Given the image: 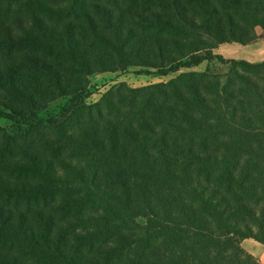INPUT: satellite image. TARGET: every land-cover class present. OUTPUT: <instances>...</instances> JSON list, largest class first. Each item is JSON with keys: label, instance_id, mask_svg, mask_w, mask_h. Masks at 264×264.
<instances>
[{"label": "trees", "instance_id": "1", "mask_svg": "<svg viewBox=\"0 0 264 264\" xmlns=\"http://www.w3.org/2000/svg\"><path fill=\"white\" fill-rule=\"evenodd\" d=\"M258 28L264 0H0V264H260L264 61L214 53ZM134 68L176 75L86 103Z\"/></svg>", "mask_w": 264, "mask_h": 264}, {"label": "rangeland", "instance_id": "2", "mask_svg": "<svg viewBox=\"0 0 264 264\" xmlns=\"http://www.w3.org/2000/svg\"><path fill=\"white\" fill-rule=\"evenodd\" d=\"M259 29V28H258ZM260 30V29H259ZM207 67L210 69V71L214 74H223L227 72V66L221 65L220 63H212V64H206ZM205 64H202L195 70L197 71H204L206 68ZM176 74L169 75V76H158L155 73H146L143 70L139 69H129L124 73H117L114 75L106 74V75H97L92 76L90 81V93L91 97L87 100V104H92L100 99V97L109 90L112 86L118 84V83H126L130 87H140L145 86L152 83L157 82H164L168 81L169 79L173 78ZM68 99H62L59 101H56L52 104H50L45 110L39 112L37 114V120L45 122L48 119H59L61 117V113L63 108L68 105ZM15 124L7 121L5 119L0 118V126L7 129L9 132H13L15 129ZM142 221V220H141ZM255 243L254 241H250ZM246 244L247 242H242L241 247L248 253ZM260 249L264 251V248L259 243ZM255 255V254H251ZM254 257V256H253ZM259 261L260 264H264V259L255 258Z\"/></svg>", "mask_w": 264, "mask_h": 264}, {"label": "crops", "instance_id": "3", "mask_svg": "<svg viewBox=\"0 0 264 264\" xmlns=\"http://www.w3.org/2000/svg\"><path fill=\"white\" fill-rule=\"evenodd\" d=\"M256 33L258 35V40L254 43L242 46L236 43L231 44H223L220 45L216 50L215 54L221 55L225 59H235V60H244L250 63H260L264 61V35H262V31L257 29ZM251 239L244 240L243 242H247L246 244L247 251L254 258L264 259V251L260 249L256 242ZM258 244V243H257Z\"/></svg>", "mask_w": 264, "mask_h": 264}]
</instances>
